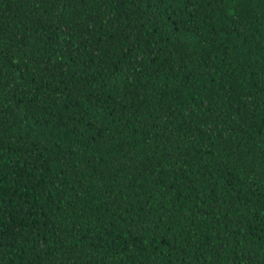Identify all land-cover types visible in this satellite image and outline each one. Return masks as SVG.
Wrapping results in <instances>:
<instances>
[{"label":"trees","instance_id":"obj_1","mask_svg":"<svg viewBox=\"0 0 264 264\" xmlns=\"http://www.w3.org/2000/svg\"><path fill=\"white\" fill-rule=\"evenodd\" d=\"M0 264H264V0H0Z\"/></svg>","mask_w":264,"mask_h":264}]
</instances>
